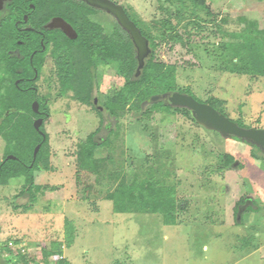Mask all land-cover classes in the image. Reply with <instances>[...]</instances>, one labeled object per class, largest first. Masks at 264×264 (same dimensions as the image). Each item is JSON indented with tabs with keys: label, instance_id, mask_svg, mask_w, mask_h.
<instances>
[{
	"label": "rangeland",
	"instance_id": "374dc122",
	"mask_svg": "<svg viewBox=\"0 0 264 264\" xmlns=\"http://www.w3.org/2000/svg\"><path fill=\"white\" fill-rule=\"evenodd\" d=\"M114 1L145 30L156 24L153 34L160 33L159 23L167 17L176 20L179 8L177 0ZM203 2L185 0L179 15L182 27H177L184 34V29L191 33L199 25L202 39L187 44L184 39L171 48L162 42L156 58L175 67L178 89L188 88L196 99L236 123L264 128V76L228 70L238 56L222 45L250 19L262 27L264 5L257 0ZM90 19L106 29L115 25L103 11ZM101 77L103 90L111 94L122 85L113 69ZM210 97L220 100V105L208 101ZM135 101L126 104L116 127L114 118L103 111V126L115 132L106 146L94 151V157L103 160L97 174L82 170L77 175L76 150L99 126L100 117L91 108L75 105L65 111L58 104L49 109L50 119L42 125L47 165L32 169L35 196L18 195L23 177L0 185V257L27 260L35 252L47 264L62 260L67 264H264V155L246 142L205 130L181 113L154 110L151 114V103L134 109ZM19 117L23 116L5 124L18 123ZM33 128L16 134L24 143H34ZM105 134L101 130L98 136ZM4 145L0 136V157ZM29 150L24 147L22 154L12 149L16 153L8 155L28 158ZM226 155L233 158L230 165L225 163ZM123 177L127 183L173 186L175 223L164 224L161 213L114 212L106 195ZM23 246L29 258L20 256ZM43 249L60 251L56 259L50 255L45 261Z\"/></svg>",
	"mask_w": 264,
	"mask_h": 264
},
{
	"label": "trees",
	"instance_id": "16d2710c",
	"mask_svg": "<svg viewBox=\"0 0 264 264\" xmlns=\"http://www.w3.org/2000/svg\"><path fill=\"white\" fill-rule=\"evenodd\" d=\"M194 1L200 5L204 4L203 0ZM257 1L259 3H263L264 5V0ZM177 3H179V8H177L175 15L176 20H173L172 17L171 19L170 17H167L161 23H159V34H153V29H157L156 24L155 26H151L150 31H147L139 24L136 19L131 18L124 8L129 18L134 21V23L141 30V33L149 40V46L151 48V53L145 59L144 67L142 68L138 77H134L137 60L135 58L133 44L128 34L124 35L122 32H119V28L116 27L112 28L105 34H102L101 24L90 19V52H94V57L96 58L94 63L97 64L99 62H108L116 69L118 76L124 77V83L117 91H113L112 94L110 93L109 95L103 96L101 98V104L104 106V109L107 111L108 115L114 118L115 122L121 116L126 104L132 99L136 100L132 107L134 109H141L142 102L149 100L150 96L152 95H160L164 92L171 93L174 91L191 94L188 88L182 90L176 87L175 67L165 64L156 58V50L162 42L168 43L169 48H171L172 43H183L182 40L184 39L188 41L185 42L186 44L193 40L199 41L202 39L198 33V30H200L199 25L193 28V32L191 33L190 31L184 29L185 31L183 34L179 31V29H177L178 26L182 27L180 26L179 15L180 10L185 5V0H177ZM203 7L207 10L206 12L209 15L214 14L210 12L209 8L205 5H203ZM96 11V9L90 7V15L94 14ZM240 19H243V17ZM222 21L225 22V19L222 18ZM216 28H218V30L221 29L218 24ZM213 34H217V31H213ZM229 35L231 40L225 38V42H223L222 45L226 49H229V47L233 48L235 50V54L238 56V61L233 63L232 66L228 68V70L247 74L250 77L264 76V24L262 27H260L255 19H250L247 24L245 23L243 25L240 32H232ZM4 85L5 83L1 81L0 136L5 141V145L3 148V154L0 157V185H5L11 178L23 177L24 182L18 195L26 194L29 199V197L33 198V196H35V192L33 191L35 186V174L32 169L39 168V163L41 164L42 168H45L47 165L48 151L46 152L44 147L47 141V134L41 125L40 130L44 133V138L37 130H35L37 134L36 142L33 143L32 141H25L24 143L21 139H19L18 135L16 134L17 132L24 134L27 133L28 130L30 131L33 127L32 120L36 114L31 110L30 104L33 99L37 98V96H35V94L31 91L28 92L29 94L27 95V92H19L15 88H4ZM1 86H4V89L2 88L1 90ZM91 86L92 75L90 73V88ZM19 99L23 100V102H21L24 105L19 102ZM207 100L219 102V105L221 102L220 100L213 97H210ZM92 110H94L96 114L102 119L101 112L95 110L94 108H92ZM154 110H159L165 113H181L196 123L188 109L171 107L166 98H161L158 101L151 102L149 106V113L152 114ZM18 116H23L19 117L18 123L14 122V124L11 126H7L5 124L7 120ZM26 118L29 120L26 121ZM101 119L99 121V126L94 131L89 133L85 141L80 143V145L77 147V175L80 174V171L82 170L92 174H97L99 172V162H102L103 160L96 159L94 157V151L98 147L106 146L109 142V135L115 132V128L103 126ZM237 124L245 127L242 124ZM116 125L117 123H115V127ZM101 130L106 131V134L103 137L98 136V133ZM232 138L239 140L235 137ZM36 143H39L40 146L34 161H32L33 149ZM11 144H13L14 147H11ZM249 145L253 146V148H256L252 144ZM24 147L30 149V156L28 158L18 156L17 154L15 155L16 159L14 160L6 158L8 154L15 152L12 151V149L18 150L19 153H22L24 152ZM225 157V163L230 165V163L233 161V158L230 155H226ZM174 193L173 186L152 184L149 181H133L131 183H127L123 177L115 189L107 193L106 199L112 202V208L114 212L161 213L164 224H174L176 220L175 211L177 207ZM30 201L23 206L28 208ZM58 251L60 250L46 251L43 249V259L45 260V257L50 255L56 259L58 257ZM21 256L22 258H26L28 255L26 254ZM36 256V253L30 254L31 258H35ZM58 264H67V262L62 260L61 262H58Z\"/></svg>",
	"mask_w": 264,
	"mask_h": 264
},
{
	"label": "flooded vegetation",
	"instance_id": "af4514ba",
	"mask_svg": "<svg viewBox=\"0 0 264 264\" xmlns=\"http://www.w3.org/2000/svg\"><path fill=\"white\" fill-rule=\"evenodd\" d=\"M114 23L112 28L127 34ZM101 27L102 34L112 29ZM95 59L90 52V5L85 1L0 0V83H5L1 90L33 92L37 98L30 107L36 101L38 112L32 110V121L40 118L43 125L55 104L64 111L75 105L107 113L101 98L110 91L103 90L98 75L116 69L108 62L95 64Z\"/></svg>",
	"mask_w": 264,
	"mask_h": 264
},
{
	"label": "water",
	"instance_id": "95a60500",
	"mask_svg": "<svg viewBox=\"0 0 264 264\" xmlns=\"http://www.w3.org/2000/svg\"><path fill=\"white\" fill-rule=\"evenodd\" d=\"M83 1L90 5V7L111 15L119 27L126 31L135 50L137 66L134 77H138L144 67L145 59L151 53L149 40L141 33V30L134 21L129 18L124 7L114 0ZM161 98H166L171 107L188 109L196 124L205 130L216 132L221 138L225 139L235 137L243 142L254 145L260 151L264 152V128L240 126L235 121L216 110L210 104L198 101L191 94L179 91L171 93L164 92L160 95H153L149 100L143 101L141 106L144 108L151 102L158 101ZM32 110L38 112V104L36 101L32 104ZM41 123L42 120L37 118L33 121V127L44 138V133L40 130ZM39 146L40 145L37 144L33 150L32 161L35 159ZM6 158L15 159L16 157L13 155H7Z\"/></svg>",
	"mask_w": 264,
	"mask_h": 264
},
{
	"label": "built area",
	"instance_id": "2783aa9c",
	"mask_svg": "<svg viewBox=\"0 0 264 264\" xmlns=\"http://www.w3.org/2000/svg\"><path fill=\"white\" fill-rule=\"evenodd\" d=\"M19 249L21 252L20 256L26 255V254L28 255L26 248L24 246L19 247ZM31 253H35V252H31ZM26 258H29V257L27 256ZM2 264H47V263H45L41 259H37L36 257L30 258L27 260H17L14 256H12V257H9V260L2 259Z\"/></svg>",
	"mask_w": 264,
	"mask_h": 264
},
{
	"label": "crops",
	"instance_id": "0c3cea01",
	"mask_svg": "<svg viewBox=\"0 0 264 264\" xmlns=\"http://www.w3.org/2000/svg\"><path fill=\"white\" fill-rule=\"evenodd\" d=\"M0 264H2V258L0 257Z\"/></svg>",
	"mask_w": 264,
	"mask_h": 264
}]
</instances>
